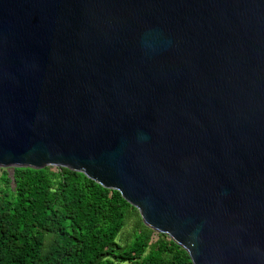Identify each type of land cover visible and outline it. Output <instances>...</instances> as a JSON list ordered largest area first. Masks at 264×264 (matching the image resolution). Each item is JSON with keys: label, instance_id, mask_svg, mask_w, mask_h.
<instances>
[{"label": "water", "instance_id": "water-1", "mask_svg": "<svg viewBox=\"0 0 264 264\" xmlns=\"http://www.w3.org/2000/svg\"><path fill=\"white\" fill-rule=\"evenodd\" d=\"M50 166L264 264V0H0V168Z\"/></svg>", "mask_w": 264, "mask_h": 264}, {"label": "trees", "instance_id": "trees-1", "mask_svg": "<svg viewBox=\"0 0 264 264\" xmlns=\"http://www.w3.org/2000/svg\"><path fill=\"white\" fill-rule=\"evenodd\" d=\"M14 168L15 191L0 187V264H193L120 192L68 168ZM136 219L132 240H120Z\"/></svg>", "mask_w": 264, "mask_h": 264}, {"label": "rangeland", "instance_id": "rangeland-1", "mask_svg": "<svg viewBox=\"0 0 264 264\" xmlns=\"http://www.w3.org/2000/svg\"><path fill=\"white\" fill-rule=\"evenodd\" d=\"M50 167H51L52 172H58L57 170L58 167H52V166ZM0 187L10 188L11 189L10 192L15 191L14 168L13 167L0 168ZM135 223H136V219L135 220L132 219L125 226V228L123 229L122 233L119 236L120 240H132L133 239V233H134L133 228H134ZM159 234H163V233L155 232L151 243L156 242L159 239ZM168 238L170 239L169 236Z\"/></svg>", "mask_w": 264, "mask_h": 264}]
</instances>
